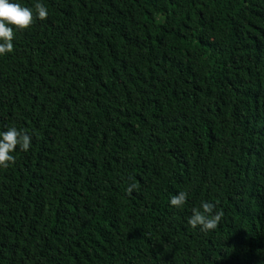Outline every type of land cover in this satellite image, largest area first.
Instances as JSON below:
<instances>
[{
    "label": "trees",
    "instance_id": "trees-1",
    "mask_svg": "<svg viewBox=\"0 0 264 264\" xmlns=\"http://www.w3.org/2000/svg\"><path fill=\"white\" fill-rule=\"evenodd\" d=\"M41 2L0 55V130L31 138L0 264H264V0Z\"/></svg>",
    "mask_w": 264,
    "mask_h": 264
},
{
    "label": "clouds",
    "instance_id": "clouds-1",
    "mask_svg": "<svg viewBox=\"0 0 264 264\" xmlns=\"http://www.w3.org/2000/svg\"><path fill=\"white\" fill-rule=\"evenodd\" d=\"M48 10L41 0H35L32 7H26L17 0H0V55L12 51L13 26L18 29L29 27L33 23L34 16L44 19ZM30 135L15 126H6L0 130V167H7L13 160L12 152L15 148L27 150L30 147ZM134 185H129L131 190ZM186 201V192L177 191L171 195L168 203L181 208ZM211 202L202 201L199 208L193 207L191 214L187 217V224L193 228L199 226L201 231L212 230L221 219L222 212H213Z\"/></svg>",
    "mask_w": 264,
    "mask_h": 264
}]
</instances>
